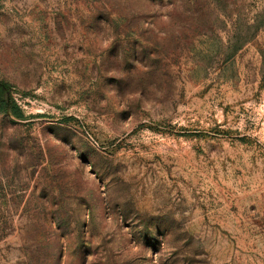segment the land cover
Segmentation results:
<instances>
[{
	"label": "rangeland",
	"instance_id": "rangeland-1",
	"mask_svg": "<svg viewBox=\"0 0 264 264\" xmlns=\"http://www.w3.org/2000/svg\"><path fill=\"white\" fill-rule=\"evenodd\" d=\"M1 87L0 264H264V0H0Z\"/></svg>",
	"mask_w": 264,
	"mask_h": 264
},
{
	"label": "trees",
	"instance_id": "trees-1",
	"mask_svg": "<svg viewBox=\"0 0 264 264\" xmlns=\"http://www.w3.org/2000/svg\"><path fill=\"white\" fill-rule=\"evenodd\" d=\"M3 87L0 88V96H3ZM2 93V94H1ZM1 100V105L4 107L5 111L10 112L13 116L20 118L19 111L12 99L3 96Z\"/></svg>",
	"mask_w": 264,
	"mask_h": 264
}]
</instances>
